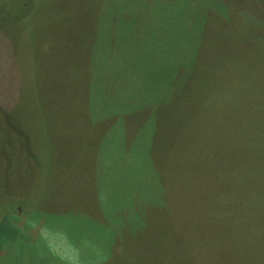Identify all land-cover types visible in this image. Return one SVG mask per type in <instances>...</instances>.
I'll list each match as a JSON object with an SVG mask.
<instances>
[{
    "label": "rangeland",
    "instance_id": "obj_1",
    "mask_svg": "<svg viewBox=\"0 0 264 264\" xmlns=\"http://www.w3.org/2000/svg\"><path fill=\"white\" fill-rule=\"evenodd\" d=\"M104 1L0 0V255L14 244L41 253L38 243L45 259L31 264H264V199L251 203L235 178L237 165L257 162L236 146L240 129L250 143L264 126L257 70L248 71L264 68L251 53L264 45V0H198L186 26L168 11L175 23L162 20L161 35L121 34L126 49L116 50L111 35L104 48L94 41ZM210 1L230 9L227 20ZM200 20L213 25L199 32L190 23ZM120 62L118 77L163 62V91L174 83L176 93L172 114H157L168 127L153 132L159 97L135 82V102L152 104L133 105L140 120L119 116L130 100V87L110 85ZM227 193L243 210L223 203Z\"/></svg>",
    "mask_w": 264,
    "mask_h": 264
},
{
    "label": "trees",
    "instance_id": "obj_2",
    "mask_svg": "<svg viewBox=\"0 0 264 264\" xmlns=\"http://www.w3.org/2000/svg\"><path fill=\"white\" fill-rule=\"evenodd\" d=\"M201 5H203L202 2L198 0L196 1H193V0H157L151 3H149L147 0H112V1L105 0L101 5V12L106 11L105 13H103V15L105 16V21L99 20L96 26H94V30H93L95 45L102 46L103 48L106 47L105 45L107 43L110 44L109 35H111L112 44H113L112 46L114 47V50H116V47L126 49V46H121L117 43V39L119 38L121 34H124L128 38L129 37L141 38L142 36H148V34L152 32L157 33L158 35H161V29L164 27L161 24L162 20L165 21L166 26H170L175 23V22L174 23L171 22L170 24H168V21H167L168 11L178 14L180 17H178V20L176 21V23L184 27L186 26V24H188L187 19L193 16V14H189L188 12H191V11L195 12L196 8H200ZM158 7H159V10L160 8H164L165 10H167V12L164 13L165 15H167V17L160 16V14H163V13L157 11ZM206 7L212 8V9H215V7H219L220 9H218L217 14L221 15L227 20L228 13L226 11H229L230 9H228L226 5L225 6L222 5L220 7L216 5L215 3H211L210 1ZM156 18H159V20ZM205 19L209 20L208 16L205 17ZM242 20L245 25L249 24L245 19H242ZM195 22L190 23V25L193 27L194 24H199L200 26L198 29L199 32H201L205 27L213 25L210 21H207L206 24L204 20H200V22L198 23H195ZM103 23L108 24L109 27L107 25V29H105V27L101 25ZM165 38H168V36H163V39ZM100 40H101V43H99ZM165 48H164V45L163 46L161 45L157 49V53L160 56L159 57L160 60L165 58V55H166L164 53L166 52ZM251 53L253 56L258 57V59L264 62V45L263 44L259 45L258 43H255V46L251 50ZM94 59H95V53L93 51L92 52V60H93L92 63L94 62ZM168 59L169 58L166 55L165 62ZM175 62L177 63L175 71H178L179 69H181V66L179 65L180 60L176 58ZM162 65H163V62L160 63V65H156V67L153 64L145 65L144 72L142 74H131L127 70H125V73L122 76L118 77L122 69V63L120 62V63H115V65L112 68V71H110V76H111L110 85L112 86L111 88L114 90V92H115V88L121 89V90L124 89V91H126L125 88L130 87L129 88L130 92L125 94V97L129 98L130 100H126L123 103L124 104L123 108L121 106L117 107V109L120 110L119 116H123L124 118L126 117L128 119H134L136 116H139V118L136 120L141 119L140 115H136L137 112H139L138 108H132L133 105L137 102H135V99L133 97L134 91L131 90V88L132 87L136 88V87L134 83H130V82L143 84V86H140L138 84L137 85L140 86L141 88H145L146 95L151 100H153V97L155 96L159 97V100L155 104L149 103L153 105V111H154L153 132L155 134L161 128H164V126L168 127V122H170V120L166 122H160L159 121L160 117L157 114H160V116L167 115L168 112L172 114L171 112L173 111L172 105H173V102L176 101V99H174L176 93H172L174 83L170 85V89H169L170 94L165 93L162 88L163 79H159L157 76V73H159L161 67H163ZM170 69L172 71V66H170ZM256 70H257L256 74L253 73L257 77L255 84H254V88L258 90V93L256 96L257 98H260L264 101V68L253 67V68L248 69V71H251V72H254ZM261 70H262V74H261ZM141 76H146L144 82L139 79ZM237 84H238L237 87L247 90L245 83L238 82ZM175 86L178 87V84L175 83ZM247 91L250 92L251 94V90H247ZM238 99H241L242 100L241 102H243L245 98L238 97L237 100ZM127 102H129V105L126 104ZM118 103H121V101H119ZM137 104L139 105L141 110L142 108L146 109L149 105L147 103H142V102L137 103ZM263 106H264V103H263ZM158 107L160 108L158 112L156 113ZM110 116H113V114ZM102 117H97L94 120V122H97ZM260 118L262 122L264 123V111L260 114ZM164 123L166 124L164 125ZM257 124H258V128H257L258 130H255V132L252 133V137L249 140L250 143L252 144L246 141L247 137L249 136L251 132L250 130H247V129H240V131L242 132V135L239 137V139L237 140V144H236V146H238L240 150L242 149L245 150L251 159L257 161L252 164L237 165V169L235 173V178L239 182L243 181V184L247 188V190L251 191L253 197L251 196L250 192H248L247 194V199L251 203L255 202L259 198L264 199V126L259 123ZM239 132L236 130L237 137L239 135ZM255 144H257L256 148L254 147ZM254 149H257L256 153H253V154L249 153V151H252ZM226 165L229 168V169L226 168L227 174L230 176V173L234 170V165L230 163H226ZM227 180L229 181V178ZM227 198H229L228 193L224 195V198H223L224 204L229 205L230 208L234 207V208L241 209L238 206L240 205L239 203L240 198H236L235 201L226 200ZM242 225H243L242 220H240L236 225L237 227H240L239 235L240 237L249 240L248 232L244 228L241 227ZM256 226L258 229L262 227L259 224H257ZM0 227H2V225ZM256 233H257L256 231L253 232V242L258 243L259 237L255 238ZM0 243H7L5 236H0ZM242 243L244 242H241V244ZM36 244L41 247V253L38 248H36V250H38L36 254L32 253V251H30L29 253H26L25 250L21 247V244L17 249L15 248V244L12 245V247L8 245L7 248H2L4 249V251H2L0 255V264H31L30 257L32 255H36L37 257L41 258L42 261H44L45 259L44 250L41 244H38V243ZM28 247L31 248L30 246ZM262 253L264 254V250H262ZM24 256H27V258H24ZM47 258L49 260H52L54 259V256L48 255Z\"/></svg>",
    "mask_w": 264,
    "mask_h": 264
}]
</instances>
